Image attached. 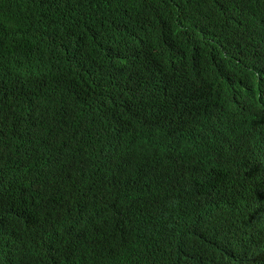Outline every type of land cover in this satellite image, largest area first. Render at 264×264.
Segmentation results:
<instances>
[{
  "label": "trees",
  "instance_id": "1",
  "mask_svg": "<svg viewBox=\"0 0 264 264\" xmlns=\"http://www.w3.org/2000/svg\"><path fill=\"white\" fill-rule=\"evenodd\" d=\"M0 264H264V0H0Z\"/></svg>",
  "mask_w": 264,
  "mask_h": 264
}]
</instances>
